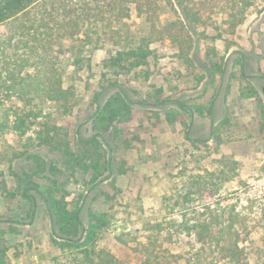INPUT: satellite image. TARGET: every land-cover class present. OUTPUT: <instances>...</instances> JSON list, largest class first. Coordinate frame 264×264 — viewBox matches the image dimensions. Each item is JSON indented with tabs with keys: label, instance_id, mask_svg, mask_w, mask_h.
Instances as JSON below:
<instances>
[{
	"label": "rangeland",
	"instance_id": "1",
	"mask_svg": "<svg viewBox=\"0 0 264 264\" xmlns=\"http://www.w3.org/2000/svg\"><path fill=\"white\" fill-rule=\"evenodd\" d=\"M251 1L234 35L224 33L223 28L220 38L211 27L198 30L190 65L184 64L178 44L169 39L151 45L146 64L130 70L108 66L117 49L111 42L80 52L78 42L66 43L63 86L74 92L71 112L45 102L40 106V123L67 125L75 149L80 139L93 136L97 109L119 90L125 91L133 105L132 119L117 124L118 139L112 133L106 137L109 146H104L103 155L110 161V170L96 184L90 183L89 175L67 170L59 153L36 144L38 124L23 137L11 132L0 137V238L10 246L13 264H64L69 258L51 242L52 224L40 196L33 194L35 207L21 197L20 181L27 176L43 191L56 180L70 208H82L85 225L90 213H107L110 224L97 247L111 252L117 264H139L146 248L163 264H186L184 259L208 264L197 258L200 244L195 233L181 232V225L211 222V215H219L225 226L232 210L239 214L236 228L244 238L245 264H264V120L258 100L239 96V88L247 83L240 80L243 65L264 103V0ZM162 4L161 22L174 20L172 9ZM215 19L220 25L224 16ZM129 23L134 36L144 33L135 15ZM210 61L224 65L223 76H212ZM158 89L166 99L163 106L153 105L149 98ZM176 100L190 107L192 114L181 111L170 126L165 113L177 109ZM212 101V117L195 111L196 106L207 107ZM7 103L0 104L1 115ZM10 105L23 109L15 102ZM225 118L229 122L219 132L218 144L211 133ZM187 128L193 141L185 138ZM31 155L38 157L39 164ZM226 161H235L236 169L229 170ZM207 171L229 179L219 195L184 201L188 179Z\"/></svg>",
	"mask_w": 264,
	"mask_h": 264
},
{
	"label": "trees",
	"instance_id": "2",
	"mask_svg": "<svg viewBox=\"0 0 264 264\" xmlns=\"http://www.w3.org/2000/svg\"><path fill=\"white\" fill-rule=\"evenodd\" d=\"M163 2L172 9L174 20L161 22ZM251 6V0H0V95H3L0 102H8L5 112L0 114V137L7 132L23 137L38 124L34 130L36 144L59 153L67 170L89 175L90 183L96 184L110 170V161L104 160L103 155L104 146H109L106 137L111 133L116 139L121 136L117 124L132 119L133 105L124 90L112 95L95 113L93 136L80 139L75 149L70 143L67 125L40 123L43 118L40 106L45 102L59 104L65 113L71 112L74 92L63 86L66 43L78 42L76 48L80 52L87 46L97 49L104 42H111L117 49L107 61L108 66L130 70L146 64L152 54L151 45L169 39L178 44L179 57L184 64L190 65L193 36L198 30L211 27L219 32L217 38H220V28H223L224 33L232 36L245 21ZM132 15L140 22L136 24L144 26L140 36L131 32L129 20ZM217 15L224 16L220 25L215 19ZM199 35L205 36L204 32ZM209 63L213 77L224 75L222 63ZM239 72L240 80L247 82L239 88L240 98L258 100L264 120V103L259 92L249 83L243 65ZM162 92L158 89L149 96L153 105H165ZM262 93L264 96V88ZM14 102L23 109L17 110L10 105ZM213 105V101L207 107L198 105L195 111L212 117ZM175 106L177 109L170 108L165 113L170 126L178 121L181 111L192 114V109L179 100L175 101ZM228 122L225 118L211 133L218 144H221L219 132ZM185 138L193 141L188 128ZM29 158L39 164L36 155ZM236 164L235 161L225 162L229 170H235ZM227 180L216 172L194 175L188 179L182 199L189 202L194 197L200 200L216 198ZM51 182L43 191L32 177L27 176L20 181V187L23 186L20 192L33 207L37 204L33 194L39 195L45 203L52 224L51 242L62 253L69 254L64 264H117V258L111 252L97 247L101 235L108 230L109 215L90 213L85 225L81 219L82 208L79 205L70 208L57 181ZM211 218V222L181 225V232L196 235L200 244L198 260H207L208 264L220 261L245 264L241 246L244 238L236 228L239 214L232 210L225 226L219 221V215H211ZM217 227L220 228L216 230ZM147 250L145 259L139 264H163L154 260ZM9 252L7 241L0 238V264H13ZM184 261L194 264L189 259Z\"/></svg>",
	"mask_w": 264,
	"mask_h": 264
}]
</instances>
